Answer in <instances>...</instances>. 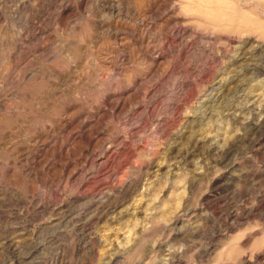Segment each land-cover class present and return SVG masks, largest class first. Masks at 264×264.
Here are the masks:
<instances>
[{"label":"rangeland","instance_id":"374dc122","mask_svg":"<svg viewBox=\"0 0 264 264\" xmlns=\"http://www.w3.org/2000/svg\"><path fill=\"white\" fill-rule=\"evenodd\" d=\"M76 10L74 65L52 4L0 0V66L10 59L1 105L23 110L21 77L34 69L28 82L43 92V107H34L45 116H21L0 132V264H264V0H83ZM38 43L48 45L42 56ZM146 48L156 56L151 66ZM52 68L73 73L38 77ZM59 95L75 97L62 120L107 113L91 119L109 131L99 132L109 149L90 160L104 166L81 191L79 172L65 184L53 159L71 131L48 118ZM150 99L159 132L149 121L127 132V111ZM118 101L124 108L115 113ZM124 171L123 201H99L95 194Z\"/></svg>","mask_w":264,"mask_h":264},{"label":"bare ground","instance_id":"6f19581e","mask_svg":"<svg viewBox=\"0 0 264 264\" xmlns=\"http://www.w3.org/2000/svg\"><path fill=\"white\" fill-rule=\"evenodd\" d=\"M36 1L38 3H41V4L43 1H48V3L53 5V7H54V14L52 16L53 22L55 25H57L56 27L62 26V28H63L62 30H64L63 31L64 34L63 35L61 34L60 48L65 49V52H66L65 61L68 62V64H74L75 65V63H77L79 61L78 51L81 48V45L79 43L81 33H80V31L77 33V30H79L78 29L79 27L74 20L70 19V17H72L71 15L77 9V6L82 4L83 0H77L76 4L71 3V2H62V0L60 2H59V0H36ZM25 2L24 3L21 2V5H24ZM35 30L41 31V28L35 27ZM32 33L35 34L34 32H32ZM185 33H186V31L184 30V31H182L181 35H184ZM33 34H32V38H35V36L37 34L36 35H33ZM87 35H89V34H87ZM0 39H1V37H0ZM86 42H88V37L86 38L85 43ZM47 47H48V45L44 44V43H38V44L34 45L35 51L40 52V56H42V54L45 52ZM123 50H124V52H126L125 51L126 48ZM145 50H146V54H142V58L144 57L145 58L144 61H147L149 63V65L151 66L155 62L156 56L151 55V53L149 54L148 48H146ZM108 53L110 54V52H108ZM129 54L130 53L128 52V55ZM50 57L51 56L45 55L43 57L42 61H48L52 57L54 59L55 56L52 55V57L51 58ZM3 58L5 61L3 60L1 66H0V77L3 76L4 73L8 70L9 64H10L9 54ZM59 59H61V57H59V56H58V58L57 57L55 58L56 61H58ZM68 67H69V65H68ZM84 67H85V65H82L81 69H83ZM98 70L99 69L96 68L94 71H98ZM37 72H39V71L32 69L30 71L29 76H22L21 77V80L23 82L21 84L22 89L20 90L19 96H18L19 97L18 103L20 105V109L22 108L23 110H20V112H19V111H15L14 108H10V109L4 108L0 102V111H1L0 114L3 115V118H0V132H3L4 130L9 129L11 126L13 127L15 124L14 122H16L19 118H21V116H22V118H23V116H25V117L30 116V119L34 123H35V121H36V123H38V121L43 120L45 118V116H43V114H42V108H35L34 107L36 103L43 107V104L39 102L43 98L41 96L43 94V92L36 93L34 90L30 89V87H31L30 83H34V80L31 82V79L33 77H35L34 74H37ZM72 73L73 72H71L70 69H67L66 72H63L57 68H55V69L52 68L47 73H45L44 71L40 72L38 74V77L41 79H45L47 81V80H49L47 78L54 76L56 80H59V79L61 80V79H69L71 77ZM115 73H116V69L113 68L111 70V78L112 79L114 78ZM124 77H123L124 80L122 79L121 82H124L127 79ZM76 79H78V77H76ZM29 80H30V83L28 82ZM49 82L52 83L53 81L51 82V80H50ZM134 83L136 84V81ZM74 100H75V97L70 96V95L69 96L68 95H59V96L55 97V102H53L51 104V107H50V114L48 113V111H47V114L49 115V117H48L49 119H52L53 122H57L59 127L61 126L62 131H66L68 128L71 129V131L68 133L67 137L64 136L65 139H63V141L60 142V144L56 147L55 151L57 154L53 157V159L57 162L61 171L64 173V177H65L64 183L65 184L76 172H79V176H78V180H77L78 181L77 190L81 191V188L85 185V183L87 182V179L89 177L93 176L96 172H98V170H100V168H102L104 166L103 162L99 163V161H97V160H94V161H90V160L93 158H96L98 156H101L102 154H104L106 149H109V146L106 145L107 146L106 147L105 144H103V141L101 138V133H99V132H109V131L107 130V128L101 129L98 124L91 121V119L94 116H98V115L106 116L107 115L106 110L102 107H98L96 109L95 113L88 112L86 115V118L83 117L84 114L79 113V114H74V115H71L68 117L66 116L65 120H62L65 117V115L72 109L70 104H72V102ZM153 100L154 99H150L148 102H146L143 105L138 104L136 108H134V109L131 108L127 111L128 117L126 120H124L126 126L129 125L127 132H131V130L133 128H135L139 123L141 124V123H144L145 121L146 122L149 121V128H148L149 132H159L160 128L162 127L161 126L162 121L159 120L160 117H158L157 120L156 119L152 120V119H154V117H153L154 113L157 112L153 108ZM26 107L30 109V110L28 109L29 113L28 112L24 113V111H26L25 110ZM113 108H114L113 111L115 113H117L118 111H120L124 108V102L118 101L117 103H115ZM169 109H170L169 105H167L164 108V110H166L168 114H169ZM151 110H153V111L151 112ZM129 115H131V116L129 117ZM55 117H57V119H55ZM144 125H146V124H144ZM33 129H37V127H33ZM112 139H113L112 144H115V146H120L123 144L121 138L118 136L113 137ZM75 144L79 145V150L75 154L76 158L72 157L73 154L72 155L70 154L71 151L74 152L73 151V147H74L73 145H75ZM97 149H99L100 152L97 153ZM89 161H90L89 166L86 168L85 166ZM110 171L111 170H108L105 173V176L107 175L106 177L108 178L106 180H108V181L110 180V176H111V175H109ZM21 172H22V170H21ZM138 172L139 171H137V174H135V178H133L134 179L133 181L135 184L139 182L140 177H141V176L139 177L140 174ZM111 173H113V172L111 171ZM32 174H34V173H31V171H29L27 175H32ZM124 176H125V171L122 173V176L116 177L117 183L115 185L105 186L104 188L99 190L95 194V196L99 197V201L107 200V198L110 195H116V197L118 198L117 200L119 202L123 201L124 196L126 195V193L128 191L127 190V187H128L127 182L124 181V179H123ZM65 184H63V186H58L59 187L58 189H63ZM103 184L107 185V181H104ZM49 192L50 191H48V193ZM78 193H79V195L75 198L76 199L82 198L83 192L82 193L78 192ZM93 198L94 197H91V199H93ZM113 209H116V206ZM107 212H108V210L106 209V213Z\"/></svg>","mask_w":264,"mask_h":264}]
</instances>
